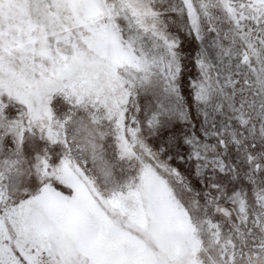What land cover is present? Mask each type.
<instances>
[{"label": "snow or ice", "instance_id": "obj_1", "mask_svg": "<svg viewBox=\"0 0 264 264\" xmlns=\"http://www.w3.org/2000/svg\"><path fill=\"white\" fill-rule=\"evenodd\" d=\"M0 264H264V0H0Z\"/></svg>", "mask_w": 264, "mask_h": 264}]
</instances>
